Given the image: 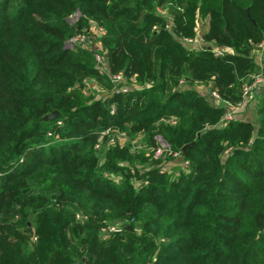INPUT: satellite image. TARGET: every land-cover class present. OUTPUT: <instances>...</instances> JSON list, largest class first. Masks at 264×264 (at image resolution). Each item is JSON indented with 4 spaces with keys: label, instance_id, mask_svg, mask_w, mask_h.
<instances>
[{
    "label": "trees",
    "instance_id": "16d2710c",
    "mask_svg": "<svg viewBox=\"0 0 264 264\" xmlns=\"http://www.w3.org/2000/svg\"><path fill=\"white\" fill-rule=\"evenodd\" d=\"M262 43L264 0H0V264H264Z\"/></svg>",
    "mask_w": 264,
    "mask_h": 264
},
{
    "label": "built area",
    "instance_id": "2783aa9c",
    "mask_svg": "<svg viewBox=\"0 0 264 264\" xmlns=\"http://www.w3.org/2000/svg\"><path fill=\"white\" fill-rule=\"evenodd\" d=\"M199 41H194V40H186L184 42V45L186 46H193L194 44H197V46H200ZM92 45V42L90 41V38L88 36H78V37H74L69 39L66 44L65 47L68 49H74V48H86L87 46ZM264 48V43L260 44L258 46V58L260 59L263 55H264V50H262V52L259 49ZM217 54H219V52H217ZM95 60L97 63V68H99L101 70L102 73H105V61L104 59L99 56L96 55L95 56ZM111 83L113 84V88L115 90V92H126L127 88H125L124 86H122L121 84H123L122 78L118 75H114L109 77ZM251 82L249 84H246L243 89H242V93H243V97L244 94L245 95H249L250 92H252L251 94H253L256 90V86L258 88H260L263 83H264V77H262V75L257 74V75H253L251 77ZM262 84V85H261ZM210 96L214 99L218 98L217 94L214 91H211ZM228 110V109H227ZM229 109L226 113V115L223 118V125H225L227 123V121H230L233 119V117L236 115L233 110ZM231 112V113H230ZM157 141H160V143H158V147L155 149L154 151V157L159 158L163 152L169 150V146L162 141L160 138H157Z\"/></svg>",
    "mask_w": 264,
    "mask_h": 264
},
{
    "label": "rangeland",
    "instance_id": "374dc122",
    "mask_svg": "<svg viewBox=\"0 0 264 264\" xmlns=\"http://www.w3.org/2000/svg\"><path fill=\"white\" fill-rule=\"evenodd\" d=\"M193 46L198 47L197 44H194ZM259 50L262 52V50H264V48L259 49ZM257 53H259V52H257ZM195 90L198 93H200L202 95H205L206 97H209L210 94H211L210 90L206 86L199 85V86L195 87ZM259 90H260V88H258L256 86V90H255V92L253 94H251L252 92H250L249 95H245L244 94L245 97H243V93H242L241 96H240V101H239V103L236 104V106H229L228 107L227 105H225L221 101L217 102V103H218V105L227 106L226 109H228V110L231 109V110H233V112L235 111L234 113L237 115L238 119L241 118V119H248V120L254 121L255 105H256V100H257L256 95L258 94V92H260ZM158 143H160V141H158ZM135 144H136V146H140L139 139L137 140V142ZM180 160L181 159L177 157V159H175L174 163L180 164ZM174 163H173V165H174ZM180 165H182V164H180ZM165 168L166 169H163V171L164 170H170L172 167L167 166Z\"/></svg>",
    "mask_w": 264,
    "mask_h": 264
},
{
    "label": "water",
    "instance_id": "95a60500",
    "mask_svg": "<svg viewBox=\"0 0 264 264\" xmlns=\"http://www.w3.org/2000/svg\"><path fill=\"white\" fill-rule=\"evenodd\" d=\"M59 116H60V115L58 114V112L54 111V112H52V113H50V114L44 116L42 120H43V121L54 120V119L58 118ZM191 145H192V144H191ZM191 145L184 146V148L182 149L183 152H185L186 149H187L188 147H190ZM75 264H79V263H75Z\"/></svg>",
    "mask_w": 264,
    "mask_h": 264
}]
</instances>
